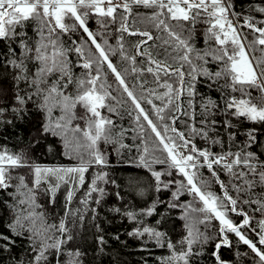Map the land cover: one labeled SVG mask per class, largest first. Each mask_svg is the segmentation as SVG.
<instances>
[{
  "label": "snow or ice",
  "instance_id": "1",
  "mask_svg": "<svg viewBox=\"0 0 264 264\" xmlns=\"http://www.w3.org/2000/svg\"><path fill=\"white\" fill-rule=\"evenodd\" d=\"M198 27L203 47L194 43ZM31 116L26 145L0 144V208L10 217L0 260L51 264L54 253L56 264L61 256L83 264L79 248L65 245L84 209L95 219L106 186L116 185L104 171L112 166L106 144L152 177L158 195L148 207L111 211L134 222L129 236L166 249L157 264H198L210 242L216 264H230L220 253L233 247L229 234L264 264V6L246 15L234 0H0V137ZM49 137L73 163L36 162L35 147ZM86 183L84 207H73ZM128 185L143 195L137 177ZM62 187L63 215L50 222L39 198L55 206ZM172 210L184 221L175 242L164 230ZM18 239L27 243L23 257L13 253Z\"/></svg>",
  "mask_w": 264,
  "mask_h": 264
},
{
  "label": "trees",
  "instance_id": "2",
  "mask_svg": "<svg viewBox=\"0 0 264 264\" xmlns=\"http://www.w3.org/2000/svg\"><path fill=\"white\" fill-rule=\"evenodd\" d=\"M236 10L244 14H248L249 10L255 6H264V0H234ZM143 11V10H142ZM257 15L258 13H252ZM90 27L95 29L97 25L94 22H90ZM151 30V29H150ZM155 35V31L153 30ZM138 37H126V40L134 42ZM114 43V40L111 41ZM194 43L197 47H203V38L198 31L194 37ZM115 62V61H114ZM79 71V69H77ZM203 90V89H202ZM214 96L216 94H213ZM36 116L26 117L25 122L20 123L17 127L12 130L9 129L6 133L8 140L5 141L3 137H0V144L7 143L9 148L16 151L26 145L31 135H34V124L37 121ZM125 126L128 125V121L125 120ZM130 142V141H126ZM46 145H51V150H48ZM101 149L110 153L109 160L112 164L110 168L104 169L109 173L111 179L116 181V185H107L109 195L102 201L99 206V215L93 219L92 213L87 209H84L85 219L82 226L73 230L74 240L70 241L65 245L66 250H79L83 253L81 260L83 264H144L147 260L148 264H157L156 257L166 255V249H160L155 247L152 243L146 245L140 239L129 236L128 232L133 229L134 222L123 215L116 214L111 211L114 207H127L132 210H138L140 208L148 207L153 199L158 195L152 185V177L145 169H139L129 167L127 164V158L130 154L127 152L123 156H117L113 151L111 145L101 144ZM65 151L63 145L58 138L49 137L46 140L41 141L40 145H37L33 151V157L37 163L45 166L53 165H69L73 161H69L63 154ZM160 166H157L159 170ZM99 170V169H97ZM204 174L207 177V170H204ZM93 175V170L90 169L85 174L86 181H89ZM132 177H137L140 181V187L145 189L143 195L139 194L136 189L129 187L128 181ZM88 184L86 183L83 188L74 196L72 206L83 208V205L79 204V198L83 195L87 189ZM216 191H219L218 186H214ZM120 192L123 199H117L115 193ZM63 192L64 187L61 188L60 193L57 195V204L55 206L47 204V198L41 196L39 202L44 204L46 212L49 216V221H58L63 215ZM161 199H167L170 196L169 192H162L159 194ZM188 197H182L187 199ZM7 199V197L0 193V200ZM158 211L162 209L158 208ZM245 211H248L249 215H252L250 209L245 207ZM164 215L167 217L164 223V230L167 231L168 235L172 238L173 242L180 239L184 233L183 224L184 221L180 219V213L178 210H172L170 213L165 212ZM258 216V214H257ZM234 221L239 222L242 218L238 216H232ZM9 215L0 208V232L8 235L7 223L9 222ZM157 216L146 218V223L155 224ZM96 224L100 225V229L96 228ZM218 228V221H213L209 226V234L211 235ZM203 230V229H202ZM249 235H251L249 233ZM104 237V243L101 244L98 241V237ZM119 237V239H117ZM229 239L233 242V247H222L220 250L222 259L229 261L230 264H254L252 253L247 246L239 244L234 234H229ZM2 243V241H0ZM142 247H147L150 251L142 250ZM27 243L23 240H17L16 246L13 248V253L18 254L20 257L25 256V249ZM237 248L240 252H247L248 256L244 258L237 257ZM214 250V242H210L205 246V254L199 258L198 264H216L212 258L211 253ZM7 253H4V257H7ZM50 257L51 264H56L55 258ZM67 260L66 256H61V264H65ZM0 264H9L7 259L0 260Z\"/></svg>",
  "mask_w": 264,
  "mask_h": 264
}]
</instances>
